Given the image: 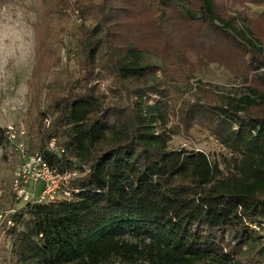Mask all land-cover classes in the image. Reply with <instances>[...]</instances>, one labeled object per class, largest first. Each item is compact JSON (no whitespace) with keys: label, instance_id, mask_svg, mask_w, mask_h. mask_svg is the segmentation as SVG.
Listing matches in <instances>:
<instances>
[{"label":"trees","instance_id":"obj_1","mask_svg":"<svg viewBox=\"0 0 264 264\" xmlns=\"http://www.w3.org/2000/svg\"><path fill=\"white\" fill-rule=\"evenodd\" d=\"M34 4L23 141L76 176L53 201L17 209L10 193L12 264H264V20L238 10L264 0ZM189 51L251 84L238 97L193 84ZM196 129L232 158L170 148ZM9 143L0 130L4 159Z\"/></svg>","mask_w":264,"mask_h":264},{"label":"rangeland","instance_id":"obj_2","mask_svg":"<svg viewBox=\"0 0 264 264\" xmlns=\"http://www.w3.org/2000/svg\"><path fill=\"white\" fill-rule=\"evenodd\" d=\"M34 8V0H0V47L3 49L0 52V130L7 131L13 127L18 134L23 130L28 131V98L31 96V86L34 82L36 58V34L33 24L38 19ZM238 10L251 20H264V7L249 6ZM88 24L93 23L89 21ZM259 26L264 32V24ZM200 53L189 51L186 54H177L186 71L192 75L193 84L234 97L242 96L246 92L245 88L251 84L252 79V74L246 68L233 69L230 64L206 59ZM66 57L63 51L62 64L66 63ZM149 59L155 64H160L159 59L153 55ZM260 73H264V70ZM106 85L107 83H101V88L108 93ZM186 92L189 93L190 89ZM25 143L28 144L29 140H25ZM170 148L201 150L221 161L223 158H232L215 137L198 129L193 131L191 139L174 136ZM3 154L4 150L0 149V264H12L14 236L11 231L14 225L8 221L12 205L10 193H13L14 171L21 160L13 143L7 145V159L3 158ZM42 188L43 185L39 184L36 195ZM16 206L21 209L24 203ZM111 264L124 263L114 261Z\"/></svg>","mask_w":264,"mask_h":264},{"label":"built area","instance_id":"obj_3","mask_svg":"<svg viewBox=\"0 0 264 264\" xmlns=\"http://www.w3.org/2000/svg\"><path fill=\"white\" fill-rule=\"evenodd\" d=\"M8 140L15 145L19 153L21 163L14 171L13 192L17 200L23 203H45L57 198L58 192L65 190V196H70L66 188L75 173H59L39 154L30 155L27 153L23 139L25 131L17 133L11 127L6 131ZM39 184L43 185L41 192L36 195ZM11 210L10 213H13Z\"/></svg>","mask_w":264,"mask_h":264},{"label":"clouds","instance_id":"obj_4","mask_svg":"<svg viewBox=\"0 0 264 264\" xmlns=\"http://www.w3.org/2000/svg\"><path fill=\"white\" fill-rule=\"evenodd\" d=\"M0 45H2V38H0ZM2 51H3V49H2V47H0V52H2Z\"/></svg>","mask_w":264,"mask_h":264},{"label":"crops","instance_id":"obj_5","mask_svg":"<svg viewBox=\"0 0 264 264\" xmlns=\"http://www.w3.org/2000/svg\"><path fill=\"white\" fill-rule=\"evenodd\" d=\"M41 192V191H40Z\"/></svg>","mask_w":264,"mask_h":264}]
</instances>
